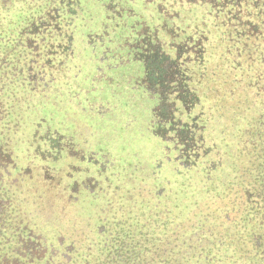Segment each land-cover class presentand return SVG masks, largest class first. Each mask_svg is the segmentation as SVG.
<instances>
[{
    "label": "rangeland",
    "instance_id": "374dc122",
    "mask_svg": "<svg viewBox=\"0 0 264 264\" xmlns=\"http://www.w3.org/2000/svg\"><path fill=\"white\" fill-rule=\"evenodd\" d=\"M113 1L135 10L140 30L151 28L168 42L201 43L203 61L193 81L200 101L187 111L177 105L172 117L176 123L203 125V149L211 152L186 159L180 143L170 137L174 129L157 123L156 97L141 83L143 63L122 46L131 16L123 13L116 26L117 19L107 18L112 15L105 7L110 0H80L74 55L58 74H48V87L34 98L27 122L43 117V127L64 135L72 145L74 158L61 150L58 160L48 162L40 155L35 160L56 169L49 175L59 183L60 202L70 194L63 186L76 179L77 189L71 195L78 200L51 212V219L59 217L62 236L68 241L75 235L77 248L85 251L99 239L97 231L90 230L101 225L118 228L124 221L138 225L154 218L170 221L196 209L200 215L220 212L232 173L217 177L210 169L220 160L228 166V160L220 158L231 153L229 148L223 150L225 143L233 146L249 121L246 106L255 89L250 84L248 53L253 50L244 24L264 19L258 0H246L247 4L242 0L241 5L236 0L218 10L209 3ZM28 151L31 157L34 152ZM187 161L195 165L187 168ZM44 204L38 206L40 212Z\"/></svg>",
    "mask_w": 264,
    "mask_h": 264
},
{
    "label": "flooded vegetation",
    "instance_id": "af4514ba",
    "mask_svg": "<svg viewBox=\"0 0 264 264\" xmlns=\"http://www.w3.org/2000/svg\"><path fill=\"white\" fill-rule=\"evenodd\" d=\"M169 1L209 3L218 10L236 0ZM237 1L242 4V0ZM255 3L264 13V0ZM79 5L80 0H0V264H76V237L66 241L59 217L52 220L51 212L76 203L78 197H72L71 191L77 189V181L68 175L71 182L63 189H69L70 194L61 198V203L57 200L59 183L49 175L56 169L35 160L39 155L48 162L58 160L61 150L74 158L72 145L64 135L43 127V117L27 122V114L39 91L48 87V74H58L74 55ZM105 7L112 13L107 18L117 19L116 26L123 13L133 19L122 46L143 63L141 83L156 97L157 123L174 129L170 137L180 143V154L186 159L210 152L201 146L203 125L196 121L176 123L172 117L177 105L187 111L200 101L193 81L203 61L201 43L193 39L189 44L168 42L151 28L140 30L133 8L124 9L113 0ZM244 25L253 50L248 53L250 66L253 60L260 64V75L264 76V19ZM30 149L34 152L31 157L27 153ZM41 203H45L43 212L38 210Z\"/></svg>",
    "mask_w": 264,
    "mask_h": 264
},
{
    "label": "trees",
    "instance_id": "16d2710c",
    "mask_svg": "<svg viewBox=\"0 0 264 264\" xmlns=\"http://www.w3.org/2000/svg\"><path fill=\"white\" fill-rule=\"evenodd\" d=\"M259 66L252 61L249 121L233 146L225 143L223 150L231 153L220 156L228 166L220 160L210 169L217 177L232 173L220 212L200 215L196 209L170 221L98 226L90 230L99 236L94 247L79 250L76 239V264H264V76Z\"/></svg>",
    "mask_w": 264,
    "mask_h": 264
}]
</instances>
